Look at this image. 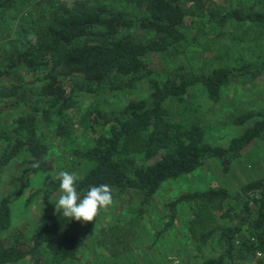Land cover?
<instances>
[{
    "label": "trees",
    "instance_id": "16d2710c",
    "mask_svg": "<svg viewBox=\"0 0 264 264\" xmlns=\"http://www.w3.org/2000/svg\"><path fill=\"white\" fill-rule=\"evenodd\" d=\"M258 1L238 0L236 8L223 10L218 0H0V174L20 155L40 163L24 169L13 181L14 192L0 201V264L78 260L100 224L101 210L93 222L83 223L46 206L30 235L14 231L11 205L22 198L32 178L45 179L35 196L42 202L52 200L59 190L49 158L55 142L73 164L75 160L92 164L76 181L81 196L92 185L108 184L115 204L123 194L135 191L141 198L139 215L164 184L196 172L208 160H219L224 174L230 171L242 151L264 136V111L237 117L239 125L255 123L224 148L207 143L199 123L175 120L165 103L170 98L182 100L197 83L218 102L223 89L239 76L264 73V63L255 71L253 63L244 62L239 68L202 74L180 57L198 50L192 47L209 25H243L248 40L258 42L264 30V10H258ZM208 49L202 48L200 57ZM151 58H170L178 64L161 65L157 74ZM22 70L45 74L40 89L35 81L21 78ZM145 80L150 84L147 97L110 113L95 110L79 119L73 116L79 95L127 93ZM83 126L81 137L78 131ZM167 209L170 225L179 210L190 218L185 235L196 255L180 259L181 264H192L208 248L220 254L203 255V264L250 258L264 264V178L250 180L234 194L224 188L186 192ZM136 237L132 228L114 223L100 228L97 244L117 258L131 251Z\"/></svg>",
    "mask_w": 264,
    "mask_h": 264
},
{
    "label": "rangeland",
    "instance_id": "374dc122",
    "mask_svg": "<svg viewBox=\"0 0 264 264\" xmlns=\"http://www.w3.org/2000/svg\"><path fill=\"white\" fill-rule=\"evenodd\" d=\"M218 4L223 10H231L238 6V0H218ZM258 10H264V0L258 1ZM245 30L246 27L243 25L232 23H227L221 28L213 25L204 27L201 32L202 36L192 47L198 48V50L192 49L193 52L190 50L188 55L183 54L180 57L186 65H194L195 70L202 74H209L212 70L221 67L235 66L239 68L244 62L253 63L251 69L256 71L260 68L259 64L264 63V30L262 29L263 37L258 42L249 41V33L247 34ZM255 35V28L251 29L250 37L253 38ZM241 36L244 37L245 42L241 41ZM202 48H209L210 51H206L200 57L201 53L199 52L202 51ZM182 60L177 61L183 62ZM175 61H171L170 58L165 60L151 58V66L156 69L158 74L161 71V65L165 66L169 62L178 64L174 63ZM20 75L26 81H35L36 89H40L45 77L44 73L32 74L26 70L20 71ZM149 93L150 84L145 80L138 84L135 90L127 93L81 94L78 97L79 104L73 116L75 119H79L81 116H88L91 111L95 110L110 113L124 107L131 100L147 97ZM165 107L179 122L199 123L204 128L207 143L226 148L233 139L242 135L247 128L255 123V120H251L239 125L236 123L237 117L250 111H264V73L256 77L251 74L239 76L223 89L218 102L211 101L204 86L197 83L189 89V94L186 97L182 100L170 98L165 103ZM3 127L6 129L7 125ZM78 133L82 135L81 137L84 136V126L80 127ZM92 133L93 130L90 129L88 134ZM79 142L83 144V142ZM57 144L58 142H55L56 147H52L49 154V158L56 168L54 175L58 176L60 171L67 170L75 172L80 178L92 168V164H86L82 160H75L73 164L69 161L70 157ZM2 150V143H0V155ZM31 165V160L27 156L20 155L4 168L0 174V201L14 192L16 186L13 181L24 169L31 168ZM223 171L222 163L217 159H211L206 161L196 172L183 176L177 181L164 184L157 195L152 198V205L144 208L146 214L139 215L140 211L138 213L137 206L141 204V198L135 191L123 194L118 202L106 210H101L100 225L113 223L114 219H118V215L121 214L122 219L119 223L127 224V228H132L137 235L136 249L133 250V253L127 252L117 257L116 260H111L107 253L100 249L97 241L95 242L97 238L92 236L95 233L93 231L86 242L85 250L80 253V258L65 264H159L156 252L158 248H162L161 253L166 254L165 248L168 246H170L171 253H174L175 246H181L177 243H170L174 241L169 239L170 226L165 225V222L168 221L165 220L168 217L167 213L170 215L167 203L176 200L186 192L207 188H224L234 194L250 180L264 178V136L252 142L242 151L240 157L232 163L227 174H224ZM44 181L42 175L32 178V185L22 198L11 205L14 231L23 230L27 235H30L33 227L37 224L42 208L48 206L47 210L55 212L54 199L42 202L41 199L35 197L43 188ZM177 215H179L180 222L178 225L184 226L187 214L179 210ZM188 219L190 218L188 217ZM182 242L184 243V241ZM219 254V250L208 248L203 255L205 258H210L217 257ZM202 256H198L201 259L194 260L192 264H203ZM169 260V264H181L177 255L172 256ZM26 264L28 263L26 262ZM229 264L257 263L250 258L246 262L229 261Z\"/></svg>",
    "mask_w": 264,
    "mask_h": 264
},
{
    "label": "clouds",
    "instance_id": "9594fccd",
    "mask_svg": "<svg viewBox=\"0 0 264 264\" xmlns=\"http://www.w3.org/2000/svg\"><path fill=\"white\" fill-rule=\"evenodd\" d=\"M39 166V161L31 165L33 168ZM57 178L60 183L58 192L53 196L55 212L69 220L91 223L100 210H106L114 203L113 189L108 184L92 185L81 196L77 190L78 176L75 172L60 171Z\"/></svg>",
    "mask_w": 264,
    "mask_h": 264
},
{
    "label": "crops",
    "instance_id": "0c3cea01",
    "mask_svg": "<svg viewBox=\"0 0 264 264\" xmlns=\"http://www.w3.org/2000/svg\"><path fill=\"white\" fill-rule=\"evenodd\" d=\"M205 22V21H204ZM201 25V21H197V24L195 25V26H200ZM192 31H194V30H191V32ZM246 184V183H245ZM244 185V184H243ZM242 185V186H243ZM241 186V187H242ZM240 187V188H241ZM239 188V189H240ZM238 189V190H239ZM237 190V191H238ZM170 203V202H169ZM169 203H167V204H169ZM141 205V204H140ZM137 206V210L138 209H140V207L141 206ZM151 205H152V203H151ZM150 205V206H151ZM168 206V205H167ZM144 210V209H143ZM143 213L144 214H146V211L144 210L143 211ZM168 214V217L165 219V220H168L167 222H165V225L166 226H170L169 228L171 229L170 230V232H171V234H170V236H169V239L170 240H173L174 242H170L171 244L172 243H177V244H180L181 246L180 247H178V246H175V248L173 249V251H174V253H171V249H170V246H168L167 248H165L166 250V254H162L161 252H162V248H158L157 250H156V252L158 253L157 254V257H158V259H159V261H160V263L159 264H169V262H170V258L172 257V256H175V255H177L178 256V259H188V257H192V256H195L196 255V253L194 252V246L192 245L191 246V244H190V242H189V237H188V235L186 236L185 234H186V227L188 226V221H189V219H188V216H186V223H185V225L184 226H180V225H178L180 222H179V220H178V217H179V215H177V218H176V220L174 221V224H172V225H170V223H171V213H170V215H169V213H167ZM118 219H114V221H113V223H111V224H114V223H119L120 222V220L122 219V217H121V214H119L118 215ZM182 219V218H181ZM107 225H110L109 223L107 224ZM107 225H98V227L94 230V232L95 233H93L92 234V236H96V238H97V233L99 232V230H100V228L102 227V226H107ZM121 225H123L125 228H127V224H121ZM98 231V232H97ZM97 232V233H96ZM184 232H185V234H184ZM136 240H137V237H136V239H135V241L133 242V245H132V249H131V251L129 252V254H132L133 253V250H135L136 249V247H135V242H136ZM97 241V239H95V242ZM182 241H184V243L182 242ZM189 246H191V247H189ZM85 248H86V244H85V246L81 249V253H82V250H85ZM164 248V247H163ZM100 249H102L101 247H100ZM103 250V249H102ZM105 251V250H104ZM106 252V251H105ZM107 253V252H106ZM192 255V256H191ZM107 256H108V254H107ZM109 257V256H108ZM109 258H111V257H109ZM117 258H111V260H116Z\"/></svg>",
    "mask_w": 264,
    "mask_h": 264
}]
</instances>
